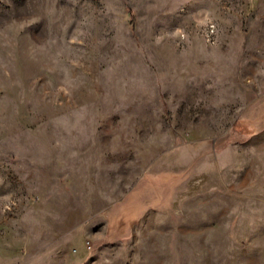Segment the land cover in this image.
<instances>
[{
  "label": "rangeland",
  "instance_id": "1",
  "mask_svg": "<svg viewBox=\"0 0 264 264\" xmlns=\"http://www.w3.org/2000/svg\"><path fill=\"white\" fill-rule=\"evenodd\" d=\"M258 1L0 0V264H264Z\"/></svg>",
  "mask_w": 264,
  "mask_h": 264
},
{
  "label": "crops",
  "instance_id": "2",
  "mask_svg": "<svg viewBox=\"0 0 264 264\" xmlns=\"http://www.w3.org/2000/svg\"><path fill=\"white\" fill-rule=\"evenodd\" d=\"M260 5L261 9H264V0H259L257 3H254V7H257ZM253 23H255L256 21H258L259 23V28H258V34L254 33L253 37H254V42L259 41L260 42V50L264 53V13L260 14L258 18L253 19ZM257 31V29H255ZM245 44L241 43L240 46V56H244L245 50H247L245 47ZM254 44H253V48H254ZM239 54V53H238ZM264 79V78H263ZM256 99V98H255ZM257 102L254 101V104H256Z\"/></svg>",
  "mask_w": 264,
  "mask_h": 264
},
{
  "label": "built area",
  "instance_id": "3",
  "mask_svg": "<svg viewBox=\"0 0 264 264\" xmlns=\"http://www.w3.org/2000/svg\"><path fill=\"white\" fill-rule=\"evenodd\" d=\"M210 31H211V32L213 31V28H212V27L210 28Z\"/></svg>",
  "mask_w": 264,
  "mask_h": 264
}]
</instances>
